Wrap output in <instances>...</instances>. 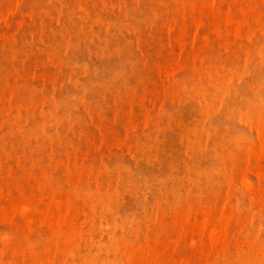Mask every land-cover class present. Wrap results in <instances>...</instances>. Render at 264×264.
I'll list each match as a JSON object with an SVG mask.
<instances>
[{
    "label": "rangeland",
    "instance_id": "1",
    "mask_svg": "<svg viewBox=\"0 0 264 264\" xmlns=\"http://www.w3.org/2000/svg\"><path fill=\"white\" fill-rule=\"evenodd\" d=\"M48 1L0 0V264H89L95 256L90 264H264V0ZM200 206L215 220L228 208L235 212H228L233 238L209 257L196 229L179 227L186 217L201 220Z\"/></svg>",
    "mask_w": 264,
    "mask_h": 264
},
{
    "label": "bare ground",
    "instance_id": "2",
    "mask_svg": "<svg viewBox=\"0 0 264 264\" xmlns=\"http://www.w3.org/2000/svg\"><path fill=\"white\" fill-rule=\"evenodd\" d=\"M51 1H52V0H50V2H51ZM59 1L61 2V0H59ZM75 1H76V0H75ZM86 1H87V0H86ZM89 1H90V0H89ZM213 1H214V0H213ZM48 2H49V1H48ZM50 2H49V4H50ZM78 2H79V1H78ZM78 2H77V3H78ZM99 2H100V4H101V1H99ZM219 2H220V1H219ZM92 3H93V1H92ZM65 4H66V2H65ZM69 4H70V3H69ZM80 4H81V3H80ZM86 4H87V2H86ZM54 5H55V4H54ZM60 5H61V4H60ZM96 5H97V4H96ZM222 5H223V4H222ZM61 6H62V5H61ZM78 6H79V5H78ZM68 7H69V6H68ZM81 7L83 8V9L80 8L81 10L86 9V8H84L83 6H81ZM105 7H106V6H105ZM121 7H122V6H121ZM207 7H208V6H207ZM98 8H99V7H98ZM104 9H105V8H104ZM116 9H117V8H116ZM124 9H125V8H124ZM124 9H123V10H124ZM126 9H127V8H126ZM42 10H43V9H42ZM57 10H58V8H57ZM61 10H62V9H61ZM91 10H92V9H91ZM106 10H107V9H106ZM79 11H80V10H79ZM87 11H88V10H87ZM87 11H85V12H87ZM119 11H120V10H119ZM119 11H118V13H120ZM60 12H61V11H60ZM74 12H76V11H74ZM102 12H103V11H102ZM108 12H109V11H108ZM127 12H128V11H127ZM132 12H133V11H132ZM134 12H135V11H134ZM66 13H67V12H66ZM87 13H88V12H87ZM111 13H112V12H111ZM122 13H123V12H122ZM125 13H126V12H125ZM194 13H195V12H194ZM49 14H50V13H49ZM58 14H59V12H58ZM71 14H72V13H71ZM95 14H96V13H95ZM106 14H108V13H106ZM123 14H124V13H123ZM47 15H48V13H47ZM47 15H46V16H47ZM61 15H62V14H61ZM74 15H75V14H74ZM89 15H90V13H89ZM89 15H88V17H89ZM100 15H101V14H100ZM128 15H129V14H128ZM128 15H127V17H128ZM78 16H79V15H78ZM97 16H99V15H97ZM50 17H51V16H50ZM50 17H49V18H50ZM59 17H60V15H59ZM79 17H80V16H79ZM81 17H82V16H81ZM100 17H101V16H100ZM122 17H123V16H122ZM134 17H135V16H134ZM47 18H48V17H47ZM62 18H63V17H62ZM64 18H65V17H64ZM102 18H103V17H102ZM201 18H202V17H201ZM58 19H59V18H58ZM126 19H127V18H126ZM133 19H134V18H133ZM198 19H199V18H198ZM40 20H41V19H40ZM44 20H45V19H44ZM81 20H82V19H81ZM97 20H99V19L97 18ZM97 20H96V21H97ZM134 20H135V19H134ZM33 21H34V20H33ZM33 21H32V22H33ZM63 21H64V20H63ZM72 21H74V20H72ZM96 21H95V23H96ZM102 21H103V20H102ZM105 21H106V19H105ZM127 21H128V19H127ZM194 21H195V20H194ZM86 22H87V21H86ZM86 22H85V24H86ZM92 22H93V21H92ZM98 22H99V21H98ZM23 23H24V22H23ZM37 23H38V22H37ZM102 23H103V22H102ZM121 23H122V22H121ZM76 24H77V23H76ZM98 24H99V23H98ZM108 24H109V23H108ZM122 24H123V23H122ZM24 25H25V23H24ZM36 25H37V24H36ZM42 25H43V24H42ZM57 25H58V24H57ZM57 25H55V26H57ZM63 25H64V24H63ZM92 25H93V24H92ZM109 25H110V24H109ZM22 26H23V25H22ZM40 26H41V25H40ZM93 26H94V25H93ZM96 26H97V25H96ZM114 26H115V25H114ZM121 26H122V25H121ZM20 27H21V26H20ZM44 27H46V26H44ZM89 27H90V26H89ZM115 27H116V26H115ZM67 28H68V27H67ZM87 28H88V27H87ZM100 28H101V27H100ZM100 28H99V29H100ZM7 29H8V28H7ZM44 29H45V28H44ZM50 29H51V28H50ZM52 29H54V28H52ZM61 29H62V28H61ZM122 29H123V28H122ZM41 30H43V29H41ZM73 30H74V29H73ZM81 30H82V28H81ZM89 30H90V29H89ZM45 31H46V30H45ZM51 31H52V30H51ZM53 31H54V30H53ZM104 31H105V30H104ZM85 32H86V31H85ZM87 32H88V31H87ZM96 32H97V31H96ZM111 32H112V31H111ZM35 33H36V32H35ZM37 33H38V32H37ZM41 33H42V31H41ZM43 33H44V32H43ZM53 33H54V32H53ZM55 33H56V32H55ZM81 33H82V32H81ZM120 33H121V30H120ZM62 34H63V33H62ZM66 34H67V32H66ZM77 34H78V33H77ZM94 34H95V33H94ZM7 35H8V33H7ZM36 35H37V34H36ZM42 35H43V34H42ZM53 35H54V34H53ZM87 35H88V34H87ZM98 35H99V34H98ZM100 35H101V34H100ZM100 35H99V36H100ZM105 35H106V34H105ZM109 35H110V34H109ZM113 35H114V34H113ZM119 35H121V34H119ZM34 36H35V35H34ZM63 36H64V35H63ZM83 36H84V35H83ZM3 37H4V36H3ZM41 37H42V36H41ZM66 37H67V36H66ZM88 37H89V35H88ZM4 38H5V37H4ZM97 38H98V36H97ZM105 38H107V37H105ZM0 39H1V38H0ZM80 39H81V38H80ZM117 39H118V38H117ZM3 40H4V39H3ZM7 40H8V39H7ZM63 40H64V39H63ZM81 40H82V39H81ZM93 40H94V39H93ZM98 40H100V39H98ZM102 40H103V39H102ZM115 40H116V39H114V41H115ZM181 40H183V39H181ZM8 41H9V40H8ZM66 41H67V40H66ZM90 41H91V40H90ZM103 41H104V40H103ZM5 42H6V41H5ZM11 42H12V40H11ZM41 42H42V41H41ZM67 42H68V41H67ZM72 42H73V41H72ZM178 42H179V41H178ZM53 43H54V42H53ZM73 43H74V42H73ZM109 43H110V42H109ZM111 43H112V42H111ZM67 44H68V43H67ZM100 44H101V43H100ZM180 44H181V42H180ZM45 45H46V44H45ZM51 45H52V44H51ZM60 45H61V44H60ZM74 45H75V43H74ZM79 45H80V44H79ZM181 45H182V44H181ZM181 45H180V46H181ZM183 45H184V44H183ZM48 46H49V45H48ZM61 46H62V45H61ZM76 47H77V46H76ZM52 48H53V47H52ZM67 48H68V47H67ZM78 48H79V47H78ZM111 48L113 49V47H111ZM117 48H118V47H117ZM180 48H181V47H180ZM88 49H89V48H88ZM119 49H120V48H119ZM178 49H179V48H178ZM102 50H103V49H102ZM105 50H106V49H105ZM58 51H59V50H58ZM77 51H78V49H77ZM116 51H118V50H116ZM66 52H67V51H66ZM118 52H119V51H118ZM80 53H81V50H80ZM89 53H92V51L89 52ZM92 54H93V53H92ZM92 54H91V55H92ZM94 54H95V53H94ZM104 54H105V53H104ZM114 54H115V53H114ZM81 55H82V54H81ZM91 55H90V56H91ZM102 55H103V54H102ZM260 55H261V54H260ZM262 55H263V54H262ZM96 56H97V55H96ZM120 57H121V56H120ZM60 58H61V57H60ZM89 58H90V57H89ZM61 59H62V58H61ZM63 59H64V58H63ZM118 59H119V58H118ZM248 59H249V58H248ZM89 60H90V59H89ZM91 60H92V59H91ZM96 60H97V58H96ZM246 60H247V59H246ZM97 61H98V60H97ZM247 61H248V60H247ZM61 62H62V61H61ZM255 62H256V61H255ZM256 63H257V62H256ZM120 64H121V63H120ZM249 64H250V63H249ZM83 65H85V64H83ZM87 65H89V64L87 63ZM100 66H101V65H100ZM263 66H264V65H263ZM77 67H78V66H77ZM85 67H86V66H85ZM255 67H256V66H255ZM55 68H56V67H55ZM124 68H125V67H124ZM62 69H63V68H62ZM70 69H71V68H70ZM72 69H74V68H72ZM72 69H71V70H72ZM96 69H97V68H96ZM59 70H60V69H59ZM80 70H81V69H80ZM84 70H85V69H84ZM87 70H88V69H87ZM87 70H86V71H87ZM94 70H95V69H94ZM125 70H126V69H125ZM72 71H73V70H72ZM86 71H84V72H86ZM88 72H89V71H88ZM94 72H95V71H94ZM86 73H87V72H86ZM57 74H58V73H57ZM61 74H62V73H61ZM90 74H91V73H90ZM95 74H96V73H95ZM71 75H72V74H71ZM86 75H87V74H86ZM96 75H97V74H96ZM83 76H84V75H83ZM117 76H118V74H117ZM58 77H59V76H58ZM73 77H74V76H73ZM80 77H82V76H80ZM20 78H21V77H20ZM66 78H67V77H66ZM69 78H70V77H69ZM18 79H19V78H18ZM58 79H59V78H58ZM71 79H72V78H71ZM77 79H78V78H77ZM80 79H81V78H80ZM113 79H114V78H113ZM116 79H117V78H116ZM18 81H19V80H18ZM24 81H25V80H24ZM55 81H56V80H55ZM75 81H76V80H75ZM112 81H113V80H112ZM25 82H27V80H26ZM77 82H78V81H77ZM9 83H10V82H9ZM9 83H7V84H9ZM70 83H71V82H70ZM231 83H232V82H231ZM24 84H25V83H24ZM24 84H23V85H24ZM62 84H63V83H62ZM229 84H230V83H229ZM11 85H12V84H11ZM52 85H53V83H52ZM111 85H112V84H111ZM210 85H211V84H210ZM24 86H26V85H24ZM62 86H63V85H62ZM62 86H61V87H62ZM77 86H78V83H77ZM94 86H95V84H94ZM112 86H113V85H112ZM193 86H194V85H193ZM200 86H201V85H200ZM18 87H19V86H18ZM22 87H23V86H20L19 88L22 89ZM78 87H79V86H78ZM78 87H76V88H78ZM205 87H206V86H205ZM227 87H229V86H227ZM6 88L8 89V87H6ZM11 88H12V86H11ZM11 88H10V90H11ZM52 88L55 89V87H52ZM76 88H75V89H76ZM84 88H85V87H84ZM14 89H15V88H14ZM192 89H193V88H192ZM192 89H190V90H192ZM206 89H207V88H206ZM218 89H219V88H218ZM15 90H16V89H15ZM86 90H87V89H86ZM8 91H9V89H8ZM12 91H13V88H12ZM35 91H36V90H35ZM217 91H218V90H217ZM10 92H11V91H10ZM32 92H33V90H32ZM85 92H86V91H85ZM209 92H210V91H209ZM219 92H220V91H219ZM18 93H19V92H18ZM34 93H35V92H34ZM225 93H226V92H225ZM234 93H236V91H235ZM9 94H10V93H9ZM13 94H14V93H12V95H13ZM31 94H32V93H31ZM54 94H55V93H54ZM74 94H75V93H74ZM208 94H209V93H208ZM230 94H231V93H230ZM236 94H237V93H236ZM15 95H16V94H15ZM84 95H85V94H84ZM197 95H199V92L197 93ZM215 95H216V94H215ZM188 96H189V95H188ZM193 96H194V95H193ZM10 97L12 98V96H10ZM10 97H9V98H10ZM13 97H14V95H13ZM16 97H17V96H16ZM51 97H52V96H51ZM55 97H56V96H55ZM189 97H190V96H189ZM199 97H200V96H199ZM9 98H8V99H9ZM73 98H74V97H73ZM82 98H83V97H82ZM190 98H191V97H190ZM205 98H206V97H205ZM222 98H223V96H222ZM222 98H221V100H222ZM224 98H225V97H224ZM224 98H223V99H224ZM51 99H52V98H51ZM142 99H143V98H142ZM142 99H140L141 102H142ZM145 99H146V98H145ZM30 100H33V99H30ZM53 100H55V99L53 98ZM56 100H57V99H56ZM197 100H198V99H197ZM237 100H238V99H237ZM241 100H242V99H241ZM6 101H7V99H6ZM57 101H58V100H57ZM82 101H83V100H82ZM206 101H207V100H206ZM212 101H213V100H212ZM222 101H223V100H222ZM222 101H220V102H222ZM233 101H234V99H233ZM30 102H32V101H30ZM50 102H51V101H50ZM55 102H56V101H54V104H55ZM198 102H199V101H198ZM4 103H5V101H4ZM11 103H12V102H11ZM13 103H14V102H13ZM51 103H52V102H51ZM51 103H50V105H51ZM6 104H7V103H6ZM24 104H25V103H24ZM72 104H73V103H72ZM196 104H197V103H196ZM12 105H13V104H12ZM14 105L16 106L15 103H14ZM18 105H19V104H18ZM18 105H17V107H18ZM20 105H21V104H20ZM31 105H32V104H31ZM56 105L60 106V104H56ZM61 105H62V103H61ZM8 106H9V105H8ZM26 106H27V105H26ZM26 106H25V107H26ZM54 106H55V105H54ZM217 106H218V105H217ZM13 107H14V106H13ZM30 107H31V106H30ZM66 107H67V106H66ZM52 108H53V107H52ZM57 108H58V107H57ZM61 108H62V107H61ZM199 108H200V110H202V109H201V106H200ZM199 108H198V110H199ZM4 109H5V108H4ZM14 109H15V108H14ZM14 109H13V110H14ZM50 109H51V108H50ZM140 109H141V108H140ZM208 109H209V108H208ZM213 109H214V108H213ZM240 109H241V108H240ZM0 110H1V109H0ZM2 110H3V109H2ZM2 110H1V111H2ZM5 110H6V109H5ZM23 110H24V109H23ZM51 110H52V109H51ZM53 110H54V109H53ZM57 110H58V109H57ZM59 110H60V109H59ZM204 110H205V109H204ZM209 110H210V109H209ZM7 111H8V110H7ZM206 111H207V110H206ZM212 111H214V110H212ZM2 112H3V111H2ZM2 112H1V113H2ZM8 112H9V111H8ZM232 112H233V111H232ZM13 113H14V112H13ZM22 113H23V112H22ZM146 113H147V112H146ZM203 113H204V111H203ZM218 113H219V112H218ZM50 114H51V113H50ZM204 114H205V113H204ZM242 114H243V113H242ZM2 115H3V114H2ZM41 115H42V114H41ZM52 115H53V117H54V114H52ZM148 115H150V114H148ZM158 115H159V114H158ZM165 115H166V114H165ZM206 115H207V114H206ZM208 115H209V114H208ZM208 115H207V119H208ZM214 115H215V114H214ZM220 115H221V114H220ZM233 115H234V114H233ZM17 116H18V115H17ZM45 116H47V115H45ZM168 116L170 117V114H169V113H168ZM172 116H173V115H172ZM172 116H171V117H172ZM210 116H211V115H210ZM9 117H10V116H9ZM22 117H23V116H22ZM53 117H52V118H53ZM65 117H67V116L65 115ZM216 117H217V116H216ZM225 117H226V116H225ZM228 117H229V116H228ZM34 118H35V117H34ZM41 118H42V117H41ZM41 118H40V119H41ZM62 118H63V121H64V120H65V119H64V116H63ZM212 118H213V117H212ZM7 119H9V118H7ZM16 119H17V118H16ZM18 119H19V118H18ZM21 119H22V118H21ZM21 119H20V120H21ZM44 119H45V118H44ZM66 119H68V117H67ZM207 119H206V120H207ZM4 120H5V119H4ZM12 120H13V119H12ZM42 120H43V119H42ZM45 120H46V119H45ZM54 120H55V119H54ZM56 120H57V119H56ZM68 120H69V119H68ZM71 120H72V119H71ZM14 121H15V120H14ZM46 121H48V120H46ZM57 121H58V120H57ZM74 121H75V120H74ZM143 121H145V120H143ZM16 122H17V120H16ZM19 122H20V121H19ZM25 122H26V121H25ZM25 122H24V123H25ZM58 122H59V121H58ZM150 122H151V121H150ZM205 122H206V121H205ZM3 123H4V122H2V125H3ZM52 123H53V122H52ZM62 123H63V122H62ZM69 123H70V120H69ZM147 123H148V122H147ZM206 123H207V122H206ZM6 124H7V123H6ZM9 124H10V123H9ZM18 124H19V123H18ZM43 124H44V123H43ZM43 124H40V125L42 126L41 128L44 129L45 124H44V126H43ZM57 124H58V123H57ZM144 124L146 125V123H144ZM204 124H205V123H204ZM4 125H5V124H4ZM14 125H17V124H14ZM49 125H51V123H50ZM62 125H63V124H62ZM141 125H142V124H141ZM180 125H181V124H180ZM21 126H22V125H21ZM23 126H24V125H23ZM53 126H54V125H53ZM59 126H60V125H59ZM183 126H184V125H183ZM13 127H14V126H12V127L10 126V128H13ZM36 127H37V126H36ZM45 127H46V126H45ZM185 127H186V126H185ZM189 127H190V126H189ZM203 127H204V126H203ZM37 128H38V127H37ZM50 128H51V127H50ZM52 128H53V127H52ZM54 128H55V127H54ZM148 128H149V127H148ZM182 128H183V127H182ZM34 129H35V128H34ZM39 129H40V127H39ZM39 129H38V130H39ZM43 129H42V130H43ZM68 129H69V128H68ZM128 129H129V128H128ZM17 130H18V129H17ZM19 130L21 131V129H19ZM28 130H29V129H28ZM28 130H27V131H28ZM51 130H52V129H51ZM143 130H144V129H143ZM145 130H146V129H145ZM190 130H191V129H190ZM20 131H19V132H20ZM23 131H24V130H23ZM27 131H26V132H27ZM31 131H32V130H31ZM35 131H36V130H35ZM48 131H50V130H48ZM57 131H58V130H57ZM192 131H193V130H192ZM196 131H198V130L196 129ZM12 132H13V131H12ZM28 132H29V131H28ZM22 133H23V132H22ZM31 133H32V132H31ZM35 133H37V132H35ZM42 133H44V132L42 131ZM53 133H55V132H53ZM56 133H57V132H56ZM56 133H55V134H56ZM195 133H196V132H195ZM208 133H209V131H208ZM10 134H11V132H10ZM19 134H21V132H20ZM25 134H26V133H25ZM184 134H185V133H184ZM189 134H191V133L189 132ZM198 134H199V133H198ZM16 135H17V134H16ZM27 135H28V134H27ZM30 135H31V134H30ZM33 135H34V134H33ZM39 135H40V134H39ZM49 135H50V134L45 135V136H49ZM185 135H186V134H185ZM25 136H26V135H25ZM34 136H35V135H34ZM36 136H37V135H36ZM43 136H44V135H43ZM53 136H54V135H53ZM196 136H197V135H196ZM27 137H28V136H27ZM57 137H58V135H57ZM182 137H183V139H184V136H182ZM29 138H31V137H29ZM36 138H37V137H36ZM43 138H44V137H43ZM128 138H129V137H128ZM47 139H48V137H47ZM118 139H119V138H118ZM125 139H127V138H125ZM41 140H42V139H41ZM45 140H46V139H45ZM121 140H122V139H121ZM121 140H120V141H121ZM27 141H28V139H27ZM112 141H113V140H112ZM124 141H125V140H124ZM181 141H182V140H181ZM190 141H191V140H190ZM31 142H32V141H31ZM31 142H30V143H31ZM117 142H119V141H117ZM182 142H183V141H182ZM191 142H192V141H191ZM179 143H180V142H179ZM188 143H190V142H188ZM188 143H187V144H188ZM193 143H194V142H192V147L194 148V146H193L194 144H193ZM195 143H196V142H195ZM200 143L203 144V142H200ZM121 144H122V142H121ZM123 144H124V143H123ZM25 145H26V144H25ZM25 145H23V146H25ZM37 145H38V144H37ZM37 145H36V146H37ZM113 145H114V144H113ZM115 145H117V144L115 143ZM189 145H190V144H189ZM189 145H188V147H189ZM197 145H198V144H197ZM27 146H28V145H27ZM36 146H34V147H36ZM39 146H40V145H39ZM39 146H37V147H39ZM78 146H79V145H78ZM78 146H77V147H78ZM109 146H110V145H109ZM121 146H122V145H121ZM186 146H187V145H186ZM201 146H202V145H201ZM203 146H204V145H203ZM28 147H30V146H28ZM77 147H76V148H77ZM149 147H150V146H149ZM106 148H107V146H106ZM115 148H116V147H115ZM190 148H191V147H190ZM211 148H212V147H211ZM13 149H14V148H13ZM32 149H33V148H32ZM77 149H78V148H77ZM186 149H187V148H186ZM196 149H197V148H196ZM202 149L204 150V148H202ZM202 149H200V150H202ZM46 150H47V149H46ZM149 150H150V149H149ZM190 150H191V149H190ZM203 150H202V151H203ZM207 150H208V149H207ZM215 150H216V149H215ZM33 151H34V150H33ZM33 151L31 152V154L33 153ZM36 151H37V150H36ZM41 151H42V150H41ZM50 151H51V150H50ZM96 151H97V150H96ZM176 151H177V150H176ZM192 151H193V150H192ZM204 151H205V150H204ZM68 152H69V151H68ZM163 152H164V151H163ZM198 152H199V151H198ZM29 153H30V152H29ZM38 153H40V150L38 151ZM87 153H88V152H87ZM89 153H90V152H89ZM108 153H109V152H108ZM158 153H159V152H158ZM169 153H170V152H169ZM175 153H176V152H175ZM175 153H174V154H175ZM200 153H201V152H200ZM177 154H178V153H177ZM177 154H176V155H177ZM217 154H218V153H217ZM50 155H51V154H50ZM82 155H83V154H82ZM185 155H186V154H185ZM193 155H194V154H193ZM218 155H219V154H218ZM218 155H217V156H218ZM30 156H31V155H30ZM64 156H65V155H64ZM66 156H67V154H66ZM83 156H84V155H83ZM169 156H170V155H169ZM189 156H190V155H189ZM189 156H188V157H189ZM215 156H216V155H215ZM215 156H214V157H215ZM217 156H216V157H217ZM26 157H27V155H26ZM32 157H33V156H32ZM70 157H71V156H70ZM81 157H82V156H81ZM195 157H196V156H195ZM27 158H28V157H27ZM65 158H66V157H65ZM87 158H88V157H87ZM140 158H141V157H140ZM179 158H180V157H179ZM189 158L192 159V157H189ZM33 159H34V158H33ZM42 159H43V158H42ZM42 159H41V160H42ZM52 159H53V158H52ZM31 160H32V159H31ZM49 160H50V159H49ZM71 160H72V159H71ZM73 160H74V159H73ZM75 160H77V159H75ZM75 160H74V161H75ZM78 160H79V159H78ZM193 160H194V159H193ZM122 161H123V160H122ZM157 161H158V159H157ZM159 161H160V160H159ZM159 161H158V162H159ZM66 162H67V161H66ZM181 162H182V161H181ZM220 162H221V161H220ZM24 163H25V162H24ZM62 163H64V162H62ZM92 163H93V162H92ZM173 163H174V162H173ZM200 163H201V161H200ZM200 163H199V164H200ZM21 164H22V162H21ZM21 164H20V165H21ZM162 164H163V163H162ZM179 164H180V163H179ZM184 164H185V163H184ZM184 164H183V165H184ZM192 164H193V163H192ZM211 164H212V163H211ZM23 165H24V164H23ZM66 165H67V164H66ZM78 165H79V164H78ZM103 165H105V162H104ZM186 165H187V164H186ZM186 165H185V168H184L185 170H186ZM190 165H191V164H190ZM200 165H201V164H200ZM212 165H213V164H212ZM18 166H19V165H18ZM60 166H61V165H60ZM62 166H63V164H62ZM86 166H87V165H86ZM90 166H91V165H90ZM108 166H109V165H108ZM121 166H122V165H121ZM168 166H170V165H168ZM193 166H194V165H193ZM55 167H56V166H55ZM75 167H76V166H75ZM82 167H83V166H82ZM103 167H105V166H103ZM106 167H107V166H106ZM119 167H120V166H119ZM129 167H131V166H129ZM161 167H162V166H161ZM189 167H190V166H189ZM224 167H225V165H224ZM60 168H61V167H60ZM99 168H100V167H99ZM107 168H108V167H107ZM116 168H118V167H116ZM122 168H123V166H122ZM159 168H160V167H159ZM190 168L193 169V167H190ZM190 168H188V169L190 170ZM219 168H220V167H219ZM19 169H21V168H19ZM66 169H67V168H66ZM69 169H70V168H69ZM71 169H73V168H71ZM104 169H105V168H104ZM125 169H126V168H125ZM125 169H124V170H125ZM188 169H187V170H188ZM194 169H195V168H194ZM57 170H58V168H57ZM126 170H127V169H126ZM185 170H184V171H185ZM187 170H186V171H187ZM214 170H215V169H214ZM217 170H218V169H217ZM67 171H68V170H67ZM82 171H83V169H82ZM84 171H85V170H84ZM88 171H89V170H88ZM101 171H102V170H101ZM107 171H108V170H107ZM109 171H110V169H109ZM113 171H114V170H113ZM221 171H222V170H221ZM56 172H57V171H56ZM77 172H79V170H78ZM85 172H86V171H85ZM90 172H91V170H90ZM114 172H115V171H114ZM118 172H119V171H118ZM199 172H200V171H199ZM199 172H198V173H199ZM219 172H220V171H219ZM45 173H46V171H45ZM68 173H69V172H68ZM100 173H101V172H100ZM128 173H129V172H128ZM131 173H132V172H131ZM131 173H130V177L132 176V174H133L134 172H133L132 174H131ZM209 173H210V172H209ZM89 174H90V173H89ZM103 174H104V173H103ZM109 174H110V173H109ZM111 174H112V173H111ZM126 174H127V173H126ZM213 174H215V171L213 172ZM216 174H217V173H216ZM218 174H219V173H218ZM8 175H9V174H8ZM42 175H43V173H42ZM68 175H69V174H68ZM72 175H73V174H72ZM81 175H82V174H81ZM86 175H87V174H86ZM120 175H121V174H120ZM120 175H119V176H120ZM127 175H128V174H127ZM199 175H200V174H199ZM202 175H203V172H202ZM205 175H206V174H205ZM208 175H210V174L207 173L206 176L208 177ZM219 175H220V174H219ZM224 175H225V173H224ZM25 176H26V175H25ZM48 176H49V175H48ZM99 176H100V175H99ZM6 177H7V176H6ZM46 177H47V176H46ZM53 177H54V176H53ZM65 177H66V176H65ZM76 177H77V176H76ZM82 177H83V176H82ZM100 177H101V176H100ZM110 177H111V176L106 177V178H108V180H109ZM184 177H185V176H184ZM202 177H203V176H202ZM207 177H206V178H207ZM43 178H44V177H43ZM43 178H42V179H43ZM89 178H90V177H89ZM101 178H102V177H101ZM115 178H116V177H115ZM122 178H123V177H122ZM132 178H133V177H132ZM168 178H169V177H168ZM8 179H9V178H8ZM48 179H50V178H48ZM65 179H66V178H65ZM65 179H64V180H65ZM72 179L75 180L74 177H73ZM72 179H71V180H72ZM87 179H88V178H87ZM130 179H131V178H130ZM156 179H157V178H156ZM189 179H190V181H191L192 178H189ZM36 180H37V179H36ZM39 180H40V179H39ZM39 180H38V181H39ZM44 180H45V179H44ZM83 180H85V179H83ZM102 180H103V179H102ZM111 180H112V179H111ZM114 180H115V179H114ZM120 180H121V179H120ZM120 180H119V181H120ZM227 180H228V179H227ZM7 181H8V180H7ZM51 181H52V180H51ZM51 181H50V182H51ZM148 181H149V180H148ZM160 181H161V180H160ZM166 181H167V180H166ZM187 181H188V180H187ZM216 181H217V180H216ZM61 182H62V181H61ZM71 182H72V181H71ZM94 182H96V181H94ZM98 182H99V181H98ZM103 182H104V181H103ZM105 182H106V181H105ZM108 182H109V181H108ZM108 182H107V183H108ZM123 182H124V181H123ZM127 182H128V181H127ZM191 182L193 183V181H191ZM229 182L231 183V181H229ZM39 183H40V182H39ZM88 183H89V182H88ZM88 183H87V184H88ZM120 183H121V181H120ZM129 183H130V182H129ZM196 183H197V181H196ZM52 184H53V183H52ZM63 184H64V183H63ZM71 184H72V183H71ZM79 184H80V183H79ZM102 184H103V183H102ZM102 184H99V185H102ZM124 184H125V183H124ZM137 184H138V183H137ZM140 184H141V183H140ZM160 184H161V183H160ZM201 184H202V183H201ZM228 184H229V183H228ZM37 185H38V184H37ZM43 185H44V184H43ZM64 185H65V184H64ZM88 185H89V184H88ZM97 185H98V184H97ZM107 185H108V184H107ZM107 185H106V186H107ZM133 185H134V184H133ZM133 185H132V186H133ZM195 185H196V184H195ZM38 186H39V185H38ZM50 186L52 187V185H50ZM86 186H87V185H86ZM86 186H85V187H86ZM129 186H130V185H129ZM141 186H142V185H141ZM151 186H152V185H151ZM193 186H194V183H193ZM226 186H227V182H226ZM48 187H49V186H48ZM76 187H77V186H76ZM87 187H88V186H87ZM109 187H110V186H109ZM217 187H218V186H217ZM78 188H79V187H78ZM228 188H229V186H228ZM42 189H43V188H42ZM44 189H45V188H44ZM44 189H43V190H44ZM46 189H47V188H46ZM48 189H50V187H49ZM48 189H47V190H48ZM69 189H70V188H69ZM69 189H68V190H69ZM81 189H82V187H81ZM84 189H85V188H84ZM112 189H113V188H112ZM123 189H124V188H123ZM126 189H127V188H126ZM200 189H201V188H200ZM40 190H41V189H40ZM82 190H83V189H82ZM93 190H94V189H93ZM109 190H110V188H109ZM127 190H128V189H127ZM129 190H130V189H129ZM76 191H77V190H76ZM86 191H87V190H86ZM94 191H95V190H94ZM96 191H97V190H96ZM188 191H189V190H188ZM229 191H230V189H229ZM1 192H2V191H1ZM69 192H71V191L69 190ZM69 192H68V193H69ZM77 192H79V191H77ZM77 192H76V193H77ZM89 192H90V190H89ZM227 192H228V191H227ZM231 192H232V191H231ZM45 193H46V192H45ZM47 193H48V192H47ZM66 193H67V192H66ZM66 193H65V194H66ZM71 193H72V192H71ZM76 193H75V194H76ZM92 193H93V192H91V194H92ZM98 193H100V192H98ZM200 193H201V192H200ZM220 193H221V192H220ZM0 194H1V196H3L2 193H0ZM69 194H70V193H69ZM69 194H68V195H69ZM75 194H74V195H75ZM82 194H83V193H81L80 195H82ZM87 194H88V193H87ZM100 194L102 195V193H100ZM108 194H109V193H108ZM108 194H107V195H108ZM68 195H67V196H68ZM74 195H73V196H74ZM94 195L96 196V194H94ZM110 195H111V194H110ZM110 195H109V196H110ZM200 195H201V194H200ZM211 195H212V194H211ZM226 195H227V194H226ZM21 196H22V194H21ZM23 196H24V195H23ZM23 196H22V197H23ZM63 196H64V195H63ZM65 196H66V195H65ZM73 196H72V197H73ZM86 196H87V195H86ZM86 196H85V197H86ZM88 196H89V194H88ZM197 196H198V195H197ZM214 196H215V195H214ZM24 197H25V196H24ZM24 197L22 198V200L24 199ZM68 197H69V196H68ZM100 197H102V196H100ZM103 197H104V195H103ZM103 197H102V198H103ZM106 197H108V196H106ZM179 197H180V195H179ZM198 197H199V196H198ZM223 197H224V196H223ZM229 197H230V196L228 195V198H229ZM65 198H66V197H65ZM2 199H3V198H2ZM75 199H76V197H75ZM91 199H92V198H91ZM94 199H95V198H94ZM98 199H99V198H98ZM107 199H108V198H107ZM122 199H123V198H122ZM67 200H68V198H67ZM76 200H78V199H76ZM76 200H75V201H76ZM81 200H82V199H81ZM105 200H106V198H105ZM105 200H104V201H105ZM110 200H112V198H111ZM110 200H109V201H110ZM114 200H115V199H114ZM186 200H187V199H186ZM224 200H225V199H224ZM95 201H96V200H95ZM100 201H102V199H101ZM106 201H107V200H106ZM125 201H127V200H125ZM156 201H157V200H156ZM187 201H188V200H187ZM201 201H202V200H201ZM58 202H59V201H58ZM61 202H63V201H61ZM61 202H60V204H61ZM65 202H66V201H65ZM69 202H70V201H69ZM71 202H72V201H71ZM71 202H70L69 204H71ZM82 202H83V200H82ZM122 202H123V201H122ZM122 202H121V203H122ZM165 202H166V201H165ZM185 202H186V201H185ZM227 202H228V200H227L225 203H227ZM9 203H10V201H9ZM23 203H24V202H23ZM52 203L54 204V202H52ZM77 203H78V202H76V204H77ZM98 203H99V201H98ZM176 203H177V202H176ZM217 203H218V201H217ZM19 204H20V201H19ZM21 204H22V202H21ZM29 204H30V203H29ZM53 204H52V205H53ZM55 204H56V203H55ZM83 204H85V203L83 202ZM89 204H90V203H89ZM104 204H105V202H104ZM119 204H120V202H119ZM160 204H161V203H160ZM167 204H169V203H167ZM179 204H180V203H179ZM187 204H188V203H187ZM200 204H201V202H200ZM215 204H216V203H215ZM9 205H10V204H9ZM15 205H16V204H15ZM57 205H59V204H57ZM64 205H65V204H64ZM72 205H73V204H72ZM72 205H70V206H72ZM87 205H88V204H87ZM114 205H115V204H114ZM19 206H20V205H19ZM19 206H17V207H19ZM30 206H31V205H30ZM35 206H36V205H35ZM61 206H62V205H61ZM77 206H78V205H77ZM79 206H80V205H79ZM99 206H100V205H99ZM103 206H104V205H103ZM106 206H107V205H106ZM109 206H110V205H109ZM137 206H138V205H137ZM169 206H170V205H169ZM189 206H190V205H189ZM198 206H199V205H198ZM224 206H225V205H224ZM226 206H227V205H226ZM31 207H32V206H31ZM33 207H34V206H33ZM52 207H53V206H52ZM81 207H82V206H81ZM87 207H88V206H87ZM115 207H116V206H115ZM190 207H191V206H190ZM205 207H206V205H205ZM10 208H11V207H10ZM78 208H79V207H78ZM88 208H89V207H88ZM95 208H96V207H95ZM102 208H103V207H102ZM110 208H111V206H110ZM153 208H154V207H153ZM162 208H163V207H162ZM191 208H192V207H191ZM200 208L202 209L201 206H200ZM200 208H199V210H200ZM211 208H212V207H211ZM211 208H210V210H212ZM219 208H220V207H219ZM219 208H218V212H217L216 214L219 213ZM225 208H226V207H225ZM15 209H16V208H15ZM29 209H30V208H29L28 206H26V207H24V208L22 209V212L30 211ZM67 209H68V208H67ZM74 209H75V208H74ZM76 209H77V208H76ZM81 209H82V208H81ZM90 209H91V208H90ZM112 209H113V208H112ZM130 209H131V208H130ZM187 209H188V208H187ZM203 209H204V207H203ZM203 209H202V211H205V213L202 212V214H203L204 216L202 217L201 220L197 221V220L195 219V218H196V217H195V218H194V222H193L192 224H190V223L188 222V221H189V217H186V218L183 217V218H185V219H183V221H182L181 225H179V227H180V231H184V228H195L196 231H197V234H198V239H197L198 242H197V244H198V246H200V248H201V247L204 248L206 255L209 257L210 255L212 256L213 251H214L217 247H220V246H227V245L229 244V242L231 241V239L233 238V237L230 238V237H229V234H228V230H229V228H230L229 222H230V219H231V218H230V215L228 214V212L230 213V212L233 211V210H231V209H229V208L226 209L227 213H221V214L219 215V217L215 220V217H214V218H211L212 215H211V217L208 216V213H206V211L208 212V210H203ZM17 210H20V209H17ZM34 210H35V208H34ZM71 210H72V208H71ZM93 210H94V208L92 209V212H93ZM108 210L110 211V209H108ZM115 210H116V209H115ZM137 210H138V209H137ZM175 210H176V207H175ZM181 210H182V209H181ZM183 210H184V209H183ZM190 210H192V209H190ZM197 210H198V209H197ZM197 210H195V211H196V214H197ZM199 210H198V212H199ZM221 210H224V209H221ZM228 210H231V211H228ZM20 211H21V210H20ZM35 211H36V210H35ZM35 211H34V213H35ZM45 211H47V209H46ZM45 211H44V212H45ZM94 211H95V210H94ZM100 211H101V210H100ZM213 211H214V210H213ZM215 211H216V210H215ZM237 211H238V210H237ZM37 212H38V211H37ZM37 212H36V213H37ZM44 212H43V213H44ZM51 212H52V208H51ZM58 212H59V211H58ZM72 212H73V211H72ZM75 212H76V210L73 212V214L71 213V214H72L71 216H73L74 214L77 213V212H76V213H75ZM85 212H86V211H85ZM104 212H105V211H104ZM112 212H114V211H112ZM115 212H116V211H115ZM175 212H176V211H175ZM180 212L182 213V211H180ZM185 212H187V211H185ZM193 212H194V211H193ZM200 212H201V211H200ZM209 212H211V211H209ZM224 212H225V210H224ZM11 213H12V212H11ZM55 213H56V212H55ZM82 213H83V212H82ZM99 213H100V212H99ZM107 213H108V211H107ZM130 213H131V212H130ZM137 213H138V212H137ZM169 213H170V212H169ZM188 213H189V212H188ZM211 213H212V212H211ZM211 213H210V214H211ZM1 214H3V213H1ZM19 214H20V213H19ZM25 214H26V213H25ZM27 214H28V213H27ZM46 214H47V213H46ZM56 214H57V213H56ZM60 214H61V212L59 213V215H60ZM77 214H78V213H77ZM77 214H76V215H77ZM87 214H88V213H87ZM87 214H86V215H87ZM101 214H102V213H101ZM112 214L114 215L115 213H112ZM163 214H164V213H163ZM163 214H162V215H163ZM174 214H175V213H174ZM177 214H178V213H177ZM182 214H184V211H183ZM185 214H186V213H185ZM190 214H191V213H190ZM192 214H193V213H192ZM192 214H191V215H192ZM196 214H195V215H196ZM198 214H199V213H198ZM202 214H200V215L202 216ZM210 214H209V215H210ZM230 214H235V212H233V213L231 212ZM29 215H30V214H29ZM33 215H34V214H33ZM33 215H32V216H33ZM37 215H38V214H36V216H37ZM52 215H53V214H52ZM62 215H63V213H62ZM76 215H75V216H76ZM93 215H94V212H93ZM97 215H98V214H97ZM97 215H96V216H97ZM103 215H104V214H103ZM109 215H110V214H109ZM113 215H112V217H113ZM133 215H134V214H133ZM147 215H148V214H147ZM152 215H153V214H152ZM186 215H187V214H186ZM186 215H185V216H186ZM238 215H240V212H239ZM3 216H4V215H3ZM5 216L7 217V215H5ZM11 216H12V215H11ZM16 216H17V215H16ZM39 216H40V215H39ZM66 216H67V214H66ZM90 216H91V215H90ZM114 216L118 217V214H117V215H114ZM121 216H122V215H121ZM134 216H135V215H134ZM155 216H156V214H155ZM164 216H165V215H164ZM167 216H169V215L166 214V217H167ZM178 216L180 217V214H178ZM233 216H234V215H233ZM9 217H10V215H9ZM56 217H57V216H56ZM68 217H69V216H68ZM77 217H78V216H77ZM77 217H76V219H77ZM91 217H92V216H91ZM91 217H89V218H91ZM102 217H103V216H102ZM104 217H105V216H104ZM135 217H136V216H135ZM156 217H158V213H157V216H156ZM161 217H162V216H161ZM175 217H176V215H175ZM179 217H177L176 219H179ZM191 217H192V216H191ZM234 217H235V216H234ZM1 218H2V217H1ZM27 218H28V217H27ZM40 218H41V216H40ZM40 218H39V219H40ZM43 218H44V217H43ZM47 218H48V217H47ZM52 218H53V217H52ZM99 218H100V217H99ZM235 218H236V217H235ZM29 219H31V218L29 217ZM87 219H88V218H87ZM92 219H93V218H92ZM92 219H91V220H92ZM106 219H107V218H106ZM110 219H111V218H110ZM113 219H114V218H113ZM135 219H136V218H135ZM169 219H170V218H169ZM171 219H172V218H171ZM173 219H174V217H173ZM190 219H191V218H190ZM213 219H214V220H213ZM0 220H1V219H0ZM6 220H7V219H6ZM31 220H32V219H31ZM44 220H45V219H44ZM48 220H49V219H48ZM54 220H55V219H54ZM58 220H59V219H58ZM71 220H72V218H71ZM71 220H70V221H71ZM83 220H84V219H83ZM126 220H127V219H125V220H123V221L125 222ZM132 220L134 221L133 217H132ZM138 220H139V219H138ZM231 220H234L233 217H232ZM2 221H3V220H2ZM11 221H12V220H11ZM11 221H10V222H11ZM23 221L25 222V220H23ZM23 221H22V222H23ZM37 221H38V220H37ZM41 221H42V220H41ZM46 221H47V220H46ZM51 221H52V220H51ZM74 221H75V220H74ZM103 221H105V220H103ZM109 221H110V220H109ZM115 221H116V219H114V222H115ZM127 221L130 222L129 220H127ZM127 221H126V224H128ZM139 221H140V220H139ZM3 222H4V221H3ZM3 222H2V223H3ZM34 222L36 223L35 220H34ZM47 222H49V221H47ZM55 222H56V221H55ZM66 222H69V221L66 220ZM93 222H94V221H93ZM116 222H117V221H116ZM136 222H137V221H136ZM156 222H157V219H156ZM171 222H172V221H171ZM173 222H174V221H173ZM191 222H192V221H191ZM27 223H28V222H27ZM45 223H46V222H45ZM87 223L89 224L88 221H87ZM99 223H100V222H99ZM111 223H112V222H111ZM132 223H133V222H132ZM134 223H135V222H134ZM13 224H14V223H13ZM21 224H22V223H21ZM28 224H29V223H28ZM28 224H27V225H28ZM32 224H33V222H32ZM43 224H44V223H43ZM80 224H81V223H80ZM94 224H95V222H94ZM94 224H93V225H94ZM136 224H137V223H135V226L137 227ZM166 224H167V223H166ZM17 225H18V224H17ZM50 225H51V224H50ZM68 225H69V224H68ZM100 225H101V224H100ZM114 225H116V224L113 223V227H115ZM121 225H122V220H121ZM124 225H125V224H124ZM129 225H130V227H131V223H130ZM138 225H139V224H138ZM161 225H162V224H161ZM237 225H238V224H237ZM261 225H262V224H261ZM12 226H13V225H12ZM19 226H20V225H19ZM51 226H52V225H51ZM57 226H58V225H57ZM64 226H66V225H64ZM75 226H76V225H75ZM83 226H84V225H83ZM85 226H86V225H85ZM104 226H105V225H104ZM107 226H109V225H107ZM122 226H123V225H122ZM122 226H119V227L121 228ZM139 226H140V225H139ZM146 226H147V225H146ZM10 227H11V226H10ZM15 227H16V226H15ZM26 227H27V226H26ZM26 227H25V229H26ZM32 227H33V226H32ZM35 227H36V226H35ZM52 227H53V226H52ZM60 227H61V226H60ZM81 227H82V226H81ZM91 227H92V226H91ZM91 227H90V228H91ZM94 227H95V226H94ZM99 227H101V226H99ZM102 227H103V226H102ZM109 227H110V226H109ZM111 227H112V226H111ZM113 227H112V228H113ZM123 227H125V226H123ZM148 227H149V226H148ZM171 227H172V226H171ZM174 227H175V226H174ZM44 228H45V227H44ZM62 228H63V227H62ZM72 228H73V227H72ZM79 228H80V227H79ZM96 228H97V227H96ZM103 228H104V227H103ZM103 228H102V229H103ZM107 228H108V227H107ZM120 228H119V229H120ZM127 228H128V226H127ZM141 228H142V227H141ZM167 228H168V227H167ZM177 228H178V227H177ZM30 229H31V228H30ZM56 229H57V228H56ZM63 229H64V228H63ZM77 229H78V228H77ZM91 229H92V228H91ZM91 229H90V231H91ZM116 229H118L117 226H116ZM116 229H115V230H116ZM128 229H129V228H128ZM133 229H134V228H133ZM136 229H137V228H136ZM138 229H140V227H139ZM195 229H194V231H195ZM33 230H34V228H33ZM72 230H73V229H72ZM107 230H108V229H107ZM109 230H110V229H109ZM111 230H112V229H111ZM115 230H114V232H115ZM124 230H125V229H124ZM140 230H141V229H140ZM162 230H163V229H162ZM171 230H172V229H171ZM187 230H188V229H187ZM191 230H192V229H191ZM19 231H20V230H19ZM28 231H29V230H28ZM46 231H47V230H46ZM52 231H53V230H52ZM58 231H59V230H58ZM58 231L53 232L52 235H54V233H56V232H58ZM68 231H69V230H68ZM86 231H87V230H86ZM99 231H101V230H99ZM105 231H106V230H105ZM112 231H113V230H112ZM128 231H129V230H128ZM148 231H149V228H148ZM167 231H168V230H166V236H168L167 234L170 233V232H169L170 230H169L168 232H167ZM180 231H179V232H180ZM185 231H186V230H185ZM64 232H65V231H64ZM64 232H63V233H64ZM70 232H71V231H70ZM76 232H77V231H76ZM80 232H81V231H80ZM80 232H78V234H79ZM109 232H110V231H109ZM123 232H124V231H123ZM137 232H138V231H137ZM140 232H141V231H140ZM171 232H172V231H171ZM22 233H23V232H22ZM47 233H48V232H47ZM49 233H50V232H49ZM59 233H60V231H59ZM73 233H74V231H73ZM73 233H71V234H73ZM81 233H82V232H81ZM84 233H86V232H84ZM87 233H89V232L87 231ZM90 233H91V232H90ZM126 233H127V232H126ZM128 233H130V232H128ZM183 233H184V232H183ZM183 233H181V234H183ZM191 233H192V232H191ZM237 233H238V232H237ZM65 234H66V233H65ZM82 234H83V233H82ZM82 234H81V235H82ZM137 234H138V233H137ZM147 234H148V233H147ZM164 234H165V233H164ZM173 234H174V233H173ZM177 234H178V233H177ZM185 234H186V233H185ZM20 235H21V234H20ZM22 235H23V234H22ZM59 235H60V234H59ZM83 235H84V234H83ZM83 235H82V236H83ZM88 235H91V234H88ZM93 235H94V234H93ZM95 235H96V233H95ZM107 235H108V234H107ZM131 235H132V233H131ZM169 235H170V234H169ZM174 235H175V234H174ZM234 235H235V234H234ZM49 236H50V235H49ZM61 236H62V235H61ZM63 236H64V235H63ZM71 236H72V235H71ZM75 236H77V235H75ZM123 236H124V235H123ZM127 236H128V235H127ZM137 236H138V235H137ZM137 236H136V238H137ZM145 236H146V235H145ZM158 236H159V234H158ZM170 236H171V235H170ZM180 236H181V235H180ZM186 236H187V235H186ZM193 236H194V235H193ZM193 236H192V237H193ZM255 236H257V235H255ZM259 236H260V235H259ZM21 237H22V236H21ZM73 237H74V236H73ZM90 237H91V236H90ZM107 237H108V236H107ZM133 237H134V236H133ZM147 237H148V236H147ZM147 237H145L146 240H148ZM177 237H178V236H177ZM177 237H176V240H177ZM22 238H23V237H22ZM41 238H42V237H41ZM46 238H47V236H46ZM53 238H54V237H53ZM62 238H63V237H62ZM71 238H72V237H71ZM79 238H80V236H79ZM86 238H87V237H86ZM86 238H85V241H86ZM108 238H109V237H108ZM112 238H113V237H112ZM119 238H120V237H119ZM122 238H123V237H122ZM155 238H156V237H155ZM159 238H160V237H159ZM186 238H187V237H186ZM19 239H20V238H19ZM50 239H51V238H50ZM50 239H49V241H50ZM82 239H83V238H82ZM82 239L80 238L81 241H82ZM165 239H166V238H165ZM165 239H164V240H165ZM167 239H168V238H167ZM167 239H166V240H167ZM180 239H182V238H179V240H180ZM184 239H185V237H184ZM195 239H196V238H195ZM51 240H52V239H51ZM65 240H66V239H65ZM67 240H68V239H67ZM67 240H66V241H67ZM91 240H92V238H91ZM91 240H90V241H91ZM112 240L114 241V239H112ZM115 240H117V238H116ZM120 240H121V239H120ZM120 240H119V242H120ZM124 240H125V238H124ZM126 240H128V239H126ZM155 240H156V239H155ZM157 240H158V239H157ZM157 240H156V241H157ZM166 240H165V241H166ZM171 240H172V239H171ZM176 240H174L175 243H176ZM185 240H186V239H185ZM234 240H235V239H234ZM254 240H255V239H254ZM38 241H39V240H38ZM41 241H42V240H41ZM55 241H56V240H55ZM58 241H59V240H58ZM69 241H70V240H69ZM93 241H94V240H93ZM95 241H97V240H95ZM95 241H94V242H95ZM98 241H99V240H98ZM98 241H97V242H98ZM101 241H102V240H101ZM130 241H131V240H130ZM135 241H136V240H135ZM153 241H154V239H153ZM153 241H152V242H153ZM183 241H184V240H183ZM242 241H243V240H242ZM242 241H241V242H242ZM47 242H48V241H47ZM47 242H46V243H47ZM56 242H57V241H56ZM60 242H61V241H60ZM60 242H59V244H60ZM62 242H64V241H62ZM71 242H72V240H71ZM111 242H112V241H111ZM122 242H124L123 239H122V241H121V244H122ZM131 242H132V241H131ZM146 242H148V241H146ZM162 242H163V243H166L167 241H166V242L162 241ZM162 242H160V243H162ZM171 242L173 243V241H171ZM245 242H246V241H245ZM261 242H262V241H261ZM24 243H25V242H24ZM43 243H44V242H43ZM67 243H69V242L67 241ZM116 243H118V242H116ZM125 243L128 244L129 242L127 243V242L125 241ZM134 243H135V242H134ZM134 243H131V244H134ZM148 243H149V242H148ZM153 243H154V242H153ZM155 243L158 244V242H155ZM237 243H238V239H237ZM242 243H243V242H242ZM22 244H23V243H22ZM25 244H26V243H25ZM55 244L57 245V243H55ZM71 244H72V243H71ZM71 244H69V245H71ZM73 244H74V243H73ZM79 244H80V243H78V245H79ZM91 244H92V242H91ZM101 244H102V243H101ZM114 244H115V242H114ZM118 244H119V243H118ZM135 244H137V243H135ZM149 244H150V243H149ZM177 244H178V242H177ZM194 244H195V242H194ZM197 244H196V245H197ZM234 244H235V243H234ZM255 244H257V243L255 242ZM37 245H39V244L37 243ZM43 245H46V244H43ZM62 245H63V244H62ZM78 245H77V246H78ZM80 245H81V244H80ZM94 245H95V244H94ZM103 245H104V244H103ZM116 245H117V244H116ZM116 245H115V246H116ZM139 245H140V244H139ZM146 245H148V244L146 243ZM146 245H145V243H144V245H142L143 248H144V246L146 247ZM161 245H162V244H161ZM161 245H160V246H161ZM163 245H164V244H163ZM163 245H162V247H163ZM165 245H166V244H165ZM251 245H252V244H251ZM258 245H259V244H258ZM75 246H76V244H75ZM95 246H96V245H95ZM108 246H109V245H108ZM115 246H114V247H115ZM160 246H159V244H158L157 247H160ZM171 246H172V245H171ZM193 246L196 248L195 245H193ZM253 246H254V248H255V245H253ZM46 247H47V245H46ZM49 247H50V246L48 245V250H49ZM54 247H55V246H54ZM67 247H68V245H67ZM147 247H148V246H147ZM151 247H152V246H151ZM154 247H155V244H154ZM179 247H180V246H179ZM190 247H191V246H190ZM261 247H262V246H261ZM43 248H44V247H43ZM71 248H72V247H71ZM79 248H80V247H79ZM98 248H99V247H98ZM105 248L108 250L109 247L106 246ZM116 248H118V247H116ZM116 248H115V249H116ZM141 248H142V247H141ZM143 248H142V250H144ZM175 248H176V247H175ZM227 248H229V247H227ZM239 248H240V247H239ZM242 248H243V246H242ZM252 248H253V247H252ZM254 248H253V249H254ZM262 248H263V247H262ZM53 249H54V248H53ZM53 249H52V250H53ZM67 249H68V248H67ZM80 249H81V248H80ZM86 249H87V247H86ZM90 249H91V248H90ZM101 249H102V248H101ZM112 249H113V248H112ZM139 249H140V248H139ZM145 249H146V248H145ZM156 249H159V248H156ZM160 249H161V248H160ZM222 249H223V248H222ZM256 249H257V245H256ZM258 249H259V247H258ZM48 250H47V251H48ZM63 250H64V249H63ZM63 250H62V252L65 251V250H64V251H63ZM68 250H69V249H68ZM71 250H72V249H71ZM73 250H74V249H73ZM75 250H76V249H75ZM107 250H106V251H107ZM113 250H114V249H113ZM137 250H138V249H137ZM152 250H153V249H152ZM154 250H155V249H154ZM154 250H153V251H154ZM184 250H185V249H184ZM199 250H200V249H199ZM201 250H202V249H201ZM227 250H228V249H227ZM50 251H51V249H50ZM50 251H49V252H50ZM101 251H102V250H100V252H101ZM116 251H117V249H116ZM133 251H134V250H133ZM135 251H136V250H135ZM148 251H150V246H149ZM148 251H147V252H148ZM197 251H198V250H197ZM218 251H219V249L217 250V252H218ZM237 251H238V253H239V250H238V249H237ZM249 251H251V250H249ZM253 251H254V250H253ZM14 252L16 253V251H14ZM19 252H20V251H19ZM23 252H24V250H23ZM59 252H60V250H59ZM65 252H66V251H65ZM65 252H64V255H65ZM80 252H81V251H80ZM87 252H88V254H89V251H87ZM96 252H97V251H96ZM107 252H109V251H107ZM107 252H106V254H107ZM169 252H170V251H169ZM186 252H187V251H186ZM221 252L223 253V250H222ZM15 253H14V255H15ZM71 253H72V252H71ZM98 253H99V252H98ZM98 253H97V254H98ZM102 253H104V252H101V254H102ZM112 253H113V252H112ZM143 253H144V251H143ZM152 253H153V252H152ZM224 253H225V251H224ZM229 253H231V252L229 251ZM232 253H233V252H232ZM238 253H237V254H238ZM242 253H244V251H243ZM250 253H251V252H250ZM258 253H259V251H258ZM11 254H12V253H11ZM16 254H17V253H16ZM22 254H23V253H22ZM47 254H48V253H47ZM73 254H74V253H73ZM73 254H72V255H73ZM78 254H79V253H78ZM85 254H86V253H85ZM85 254H84V255H85ZM141 254H142V253H141ZM141 254H140V255H141ZM158 254H159V253H158ZM177 254H178V253H177ZM239 254H241V253H239ZM239 254H238V255H239ZM18 255H19V254H18ZM23 255H24V254H23ZM80 255H81V254H80ZM80 255H79V257H81ZM84 255H83V256H84ZM90 255H94V254H90ZM95 255H96V253H95ZM147 255H148V254H147ZM169 255H171V254H169ZM206 255H205V256H206ZM223 255H224V254H223ZM232 255H233V254H232ZM238 255H237V256H238ZM263 255H264V254H263ZM58 256H59V255H58ZM98 256H100V255H98ZM98 256H97V257H98ZM102 256H103V255H102ZM125 256H126V255H125ZM133 256L135 257V255H133ZM144 256H145V255H144ZM154 256H155V255H154ZM166 256H167V255H166ZM180 256H181V254H180ZM187 256H189V255H187ZM213 256H214V255H213ZM229 256H230V255H229ZM16 257H17V255H16ZM19 257H20V255H19ZM32 257H33V256H32ZM32 257H31V258H32ZM56 257H57V256H56ZM79 257H77V258H79ZM85 257H86V256H85ZM85 257H84V258H85ZM87 257H89V256H87ZM95 257H96V256H95ZM95 257H94V259H95ZM100 257H101V256H100ZM105 257H106V256H105ZM162 257H163V256H162ZM199 257H200V256H199ZM216 257H217V256H216ZM249 257H250V256H248V258H249ZM33 258H34V257H33ZM45 258H46V257H45ZM53 258H54V257H53ZM57 258H58V257H57ZM68 258H70V257H68ZM77 258L74 257V260H76ZM91 258H92V257H90V259H91ZM128 258H129V257H128ZM130 258H131V256H130ZM130 258H129V259H130ZM143 258H144V257H143ZM143 258H142L141 256L138 257V259H139L140 261H142ZM151 258H152V257H151ZM158 258H159V257H158ZM185 258H186V257H185ZM217 258H218V257H217ZM224 258H225V256H224ZM242 258H243V257H242ZM242 258L240 259V256H239L238 261H239V259H240V261H241ZM250 258H251V257H250ZM255 258H256V259H255L254 261L257 262V261H258L257 259H258L259 257H258V258L255 257ZM263 258H264V256H263ZM11 259H12V258H11ZM28 259H29V258H28ZM36 259H37V258H36ZM72 259H73V256H72ZM79 259L81 260V258H79ZM86 259H87V258H86ZM94 259H93V261H94V263H95L97 260H96V259L94 260ZM98 259H100V258L98 257ZM104 259H105V258H104ZM135 259H136V258H135ZM147 259H148V257H147ZM165 259H166V258H165ZM183 259H184V258H183ZM206 259H207V257H206ZM209 259H210V258H209ZM259 259H260V258H259ZM14 260H15V259H14ZM16 260H17V259H16ZM63 260H64V259H63ZM131 260H132V259H131ZM131 260H130V262H131ZM145 260H146V259H144V261H145ZM166 260H167V259H166ZM175 260H176V259H175ZM207 260H208V259H207ZM213 260H214V259H213ZM213 260H212V261H213ZM263 260H264V259H263ZM37 261H39V259H37ZM54 261H55V258H54ZM56 261H57V260H56ZM59 261H60V260H59ZM61 261H62V258H61ZM65 261H66V260H64V262H65ZM67 261H68V259H67ZM87 261L89 262V259H88ZM93 261H92V259H91V262H93ZM103 261H104V260H103ZM108 261H109V260H108ZM115 261H116V260H115ZM132 261H133V260H132ZM135 261H136V260H135ZM137 261H138V260H137ZM146 261H147V260H146ZM184 261H185V260H184ZM223 261H224V260H223ZM235 261H237V260H234V262H235ZM238 261H237V262H238ZM247 261L249 262L250 260H247ZM254 261H253V262H254ZM18 262H19V261H18ZM27 262H28V261H27ZM47 262H48V261H46V263H47ZM49 262H50V261H49ZM62 262H63V261H62ZM91 262H90V263H91ZM105 262H106V260H105ZM169 262H170V261H169ZM171 262H172V261H171ZM210 262H211V261H210ZM226 262L230 264L229 261H226ZM241 262H242V261H241ZM253 262H252V263H253ZM260 262H261V261H260ZM262 262H263V261H262ZM262 262H261V263H262ZM1 263H3V262H1ZM14 263H15V262H14ZM14 263H13V264H14ZM39 263H40V262H39ZM60 263H61V262H60ZM65 263H66V262H65ZM83 263H85V262H83ZM90 263H89V264H90ZM111 263H112V261H109V264H111ZM160 263H161V261H160ZM163 263H164V262H163ZM199 263H200V262H199ZM224 263H225V262H224ZM231 263H232V262H231ZM238 263L240 264V262H238ZM246 263H247V262H246ZM246 263H244V264H246ZM3 264H4V263H3ZM15 264H16V263H15ZM31 264H32V263H31ZM34 264H36V263H34ZM41 264H42V263H41ZM44 264H45V263H44ZM47 264H48V263H47ZM51 264H52V263H51ZM58 264H59V263H58ZM63 264H64V263H63ZM74 264H75V263H74ZM85 264H87V262H86ZM103 264H104V263H103ZM135 264H136V263H135ZM176 264H177V263H176ZM210 264H211V263H210ZM241 264H242V263H241ZM249 264H251V262H250ZM253 264H255V263H253ZM256 264H257V263H256Z\"/></svg>",
    "mask_w": 264,
    "mask_h": 264
}]
</instances>
